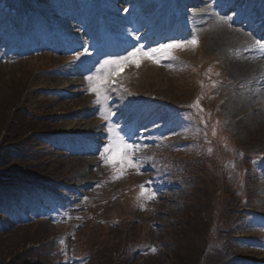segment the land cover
<instances>
[{
	"label": "rangeland",
	"instance_id": "1",
	"mask_svg": "<svg viewBox=\"0 0 264 264\" xmlns=\"http://www.w3.org/2000/svg\"><path fill=\"white\" fill-rule=\"evenodd\" d=\"M134 1L140 3L142 0ZM25 16L28 18V15ZM57 26L62 28L63 23L58 22ZM197 37L202 42L198 40L196 45L185 39L173 41L185 45L173 49L175 58H160L158 62H154L140 57L139 66L136 65L119 83L120 99L122 98V103L118 100L120 106L137 105L136 109H140L141 101L152 100L149 106L160 111L153 119L173 124L172 129L160 132L167 137L164 140L166 146L158 147L154 141H143L145 156L149 160L144 165L148 168L142 175L133 172V167H125L123 174L117 176L118 166L106 164L101 159L109 137L99 140L95 138L101 136L104 129L109 130L110 123L104 119L105 115L97 117L95 108L88 104L93 94L89 79L82 82L85 91L74 92V97L55 94L48 97L45 89L66 88L73 92L78 85L76 81L50 79L54 69L62 70L65 67L55 65V58L42 55L14 64L12 61H0V178L10 179L24 175L33 180L35 175H40L38 177L41 178L52 173L53 194L35 197L30 216L34 218L37 211H44L42 215H46L49 208L46 205L49 204L53 208L46 216H51L50 219L56 221L54 224H28L0 233V264L21 263V259L27 258L33 249L39 247V242L45 241L57 231L54 228L56 226L60 236L53 242L51 249L57 255V264H74L82 256L81 251L91 250L95 241L98 244L112 237L119 244L122 238L126 250L132 247H140L141 250L150 247L142 257H130L121 264H198L199 256L194 253L196 249L192 248L191 243L194 239V245L204 249L203 238L196 235L183 241L190 249V258L187 261L186 255L180 254L177 261L173 256V244L187 233L183 232V236H179L173 226L195 221L199 229L198 220L202 217L207 222H212L213 227H224V240L229 239L226 231L231 227L240 233L233 235L237 237L233 241L234 250L242 253L234 252L236 258L249 253L251 247H256L251 252L259 259H264V248L257 246L258 236L264 233V215L258 210L248 212L253 213L247 218L248 222L263 223L260 227L262 232H253L246 229V222L241 223V211L233 207L241 195L237 192L238 188L255 199L254 206L264 211V161L252 158L256 154L264 155V118L256 116L257 120H248V116L253 115L258 108V103L241 105L240 101L229 99L228 90L239 86L233 84L227 76L230 74L232 61L211 49L207 36ZM136 46L140 48L137 42ZM159 46L157 44L151 49ZM110 70L109 66H105L91 77L103 76ZM227 85L228 90H225ZM103 91L106 96V90ZM235 105L243 111H236L235 114L229 111ZM223 107L230 116L223 111ZM102 108L107 114V107L103 105ZM38 116L41 120L36 123ZM101 119L103 122L100 123L98 120ZM9 122L10 127L4 131ZM50 126L60 130L62 135L56 141L49 137L46 146L38 147L33 141L32 131ZM210 135L214 138H210ZM95 141L102 142L89 145ZM8 145L17 146L18 152L6 150ZM84 150L89 151L84 153ZM242 150L249 152L247 157L241 156L240 161H249L248 166L242 169L246 170L243 175L248 172L250 182L241 180V174L234 177L235 174L231 172L226 176L227 181H222L223 176L219 171L223 169V174H227L229 169H234L236 166L230 164V158ZM202 154L210 155L211 158L201 157ZM180 158L194 162L188 171V181L169 178V166L172 165L167 162ZM125 172L129 173L130 181L121 185L123 179H126ZM112 174L114 177H111ZM24 176L25 180L20 181L22 184L28 181ZM65 177L68 179L65 180ZM145 178L155 182L154 190L158 195L152 190L154 199L140 198V185ZM114 179L120 185L112 189L111 182L114 183ZM98 182L104 185L100 192L93 189ZM131 184L133 186L126 188ZM145 184L152 183L148 181ZM121 192L128 195L127 199L120 200ZM85 198H89L87 205ZM98 198L101 201L110 200L99 208L104 217L94 223L93 227L88 224L80 230L74 243L76 235L73 233V226L81 218L87 220L86 214L90 213ZM131 202L134 204L130 205ZM239 216V220L232 224ZM102 246L100 244L98 257L104 259L107 258L104 253L106 247ZM215 248L217 247L207 248L204 264L223 262L224 248L219 247L220 251L219 248L214 251ZM92 252L95 260L91 264H95L96 255L94 250ZM115 256L111 264H118ZM243 258L247 260V257Z\"/></svg>",
	"mask_w": 264,
	"mask_h": 264
},
{
	"label": "bare ground",
	"instance_id": "2",
	"mask_svg": "<svg viewBox=\"0 0 264 264\" xmlns=\"http://www.w3.org/2000/svg\"><path fill=\"white\" fill-rule=\"evenodd\" d=\"M224 1L226 3H229L230 1L234 2L235 0ZM237 1V9H244L246 11V14L253 15L256 14L254 12L260 10L261 8H264V0ZM196 3L198 4V0L192 2V4ZM206 3L211 5L210 2ZM230 7H232V5H230ZM215 10L217 11L219 17L218 15H215L211 9L208 10V18H201V16L196 15L195 12H191L190 14L184 15L186 19H188L189 17V19L193 22H201L202 25L197 26V34L202 33V37L207 36L210 41L211 49H214L219 52L221 57L228 58L230 59V61H232V66H230L229 68L230 74L227 76L229 80L233 82V84L239 86H236L238 88L234 87L231 91L228 90L227 86V90L230 94L229 99L238 100L241 102V105L244 103L247 104L251 102V104L258 103V108L254 111L253 115L248 116V120H250L251 122L257 120L256 116H261L262 118H264V88H262L264 87V56H259L256 53L254 55H243L242 52L250 50L255 43L242 37L238 32H233L225 28L220 17L227 20L233 27L240 29L237 26V24L239 25V23L234 22L230 15L222 16L219 14L216 7ZM171 20V18H168L164 21V23H170ZM241 89H245V91ZM225 102H223V106ZM229 111H232L233 114H235L236 111L242 112L243 110H241V107L235 105L233 107H230ZM224 112L227 114L226 111ZM227 115L230 116L229 113Z\"/></svg>",
	"mask_w": 264,
	"mask_h": 264
},
{
	"label": "snow or ice",
	"instance_id": "3",
	"mask_svg": "<svg viewBox=\"0 0 264 264\" xmlns=\"http://www.w3.org/2000/svg\"><path fill=\"white\" fill-rule=\"evenodd\" d=\"M127 11V10H125ZM227 23V20L223 21ZM193 45L198 43V40L193 37L190 42ZM256 44L264 49V44H261L260 41H256ZM185 45L182 43H168L161 44L159 48L150 49L148 51H143L140 48L134 49L129 52L127 56L120 57L115 60H105L104 65L110 67V70L106 72L103 76L88 77L92 87L90 88L97 96V102H99L102 98H106L104 96V91L109 86L108 77L112 75H116L118 72H121L124 67L129 63L136 64L139 66V58L146 57L148 59L154 60V62H158L160 58H175L173 56V49L182 48ZM87 54V49L85 48L84 53H78L75 59H79L80 55ZM104 119H108V115L105 114ZM135 150V147L129 143H127L126 138L120 134V131L117 128L109 127V143L105 147L104 151L101 153V159L104 160L106 164H111L114 167L119 168L117 176L122 175L125 167H136L138 165L135 163L132 152ZM140 198L143 199L147 197V199H154V193H148L145 191L144 186L141 185ZM155 251V249H153Z\"/></svg>",
	"mask_w": 264,
	"mask_h": 264
},
{
	"label": "trees",
	"instance_id": "4",
	"mask_svg": "<svg viewBox=\"0 0 264 264\" xmlns=\"http://www.w3.org/2000/svg\"><path fill=\"white\" fill-rule=\"evenodd\" d=\"M10 123H8V125L6 126V128L4 129V131H7L8 127H10ZM227 206L224 208L226 209ZM227 215V214H226ZM228 218H225V220ZM200 222L199 225V229L196 227L195 225V221L194 222H188L185 223L184 225H179L177 224L176 226H173L175 233H177L179 236H183V232H186L187 235L183 238H181L180 240H178L177 243L174 242L173 247L175 248V251H173V256L175 257V259L177 261H179L180 254H185L187 257V261H189L188 259L190 258V249L188 247H186V242L183 241H187L191 236H196L198 235L200 238H203V242H204V249H202V247H200L199 245H194V239L191 243L192 248L196 249L194 251L195 254H197V256H199L198 259V264H204V258L207 252V248L209 246V244L213 241V238L215 237V234L217 233V228L218 225H215L213 227V225H211L212 222H207V219L202 217L201 220H198ZM213 224V223H212ZM182 226V227H181ZM209 236V237H208ZM98 241H96L94 243L93 246V250H94V255H96V263L95 264H111L114 255L116 254V252L119 250V247L121 246V244H119V242L115 239V238H109V239H105L101 242H99L98 244H96ZM41 245V242H39ZM103 245L102 247H106L105 250V255H107V258L102 259L103 257H98L99 256V246ZM32 258L37 259V257L42 255L41 249L37 248V249H33L32 250ZM95 259L93 258V254L91 255V263L94 261ZM24 261V260H23ZM212 263V262H211ZM12 264V263H11ZM215 264H218L217 262Z\"/></svg>",
	"mask_w": 264,
	"mask_h": 264
}]
</instances>
